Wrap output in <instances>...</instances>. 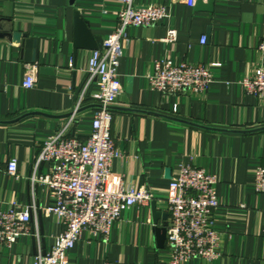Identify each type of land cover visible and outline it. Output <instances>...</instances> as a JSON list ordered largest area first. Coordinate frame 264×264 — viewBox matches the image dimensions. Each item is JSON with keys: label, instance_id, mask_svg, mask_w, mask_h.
I'll return each mask as SVG.
<instances>
[{"label": "crops", "instance_id": "obj_1", "mask_svg": "<svg viewBox=\"0 0 264 264\" xmlns=\"http://www.w3.org/2000/svg\"><path fill=\"white\" fill-rule=\"evenodd\" d=\"M135 2L172 4L171 16L128 29L119 66L123 91L113 106L112 132L121 151L113 172L158 198L184 165L217 176L215 229L222 234L221 256L185 264H264V193L255 189L256 170L264 165V102L241 84L261 61L264 0H214L213 11L173 0ZM122 7L118 0H0V211L13 202L19 213L34 206L31 233L12 247L0 245V264H33L64 229L54 216H46L51 192L33 178L50 172V163H37L43 142L65 124L75 103L82 99L71 133L83 139L99 107L94 98L99 88L89 83L86 71L91 52L74 55L73 13L78 10L92 33L105 39L117 28ZM170 27L178 31L175 42L164 41ZM203 36L206 44L200 42ZM27 39L37 40L36 64L25 60ZM164 58L175 64L219 63L212 68L207 95L151 89L147 77ZM27 65L36 67L33 88L23 85ZM42 66L53 73H41ZM12 158L18 160L17 177L7 174ZM157 209L166 213L165 203L157 200ZM163 223L155 224L152 202L133 206L122 212L107 241L85 230L67 264L166 261L170 250L166 242L158 246L155 232Z\"/></svg>", "mask_w": 264, "mask_h": 264}, {"label": "built area", "instance_id": "obj_2", "mask_svg": "<svg viewBox=\"0 0 264 264\" xmlns=\"http://www.w3.org/2000/svg\"><path fill=\"white\" fill-rule=\"evenodd\" d=\"M123 7L118 12L117 28L104 39L102 47L90 51L86 71L89 83L99 88L94 98L99 107L94 112L92 130L86 138L71 133L82 107V99L75 106L65 124L48 136L42 145L38 165L51 164L50 172L34 176V180L46 185L52 203L44 208L46 216H54L64 227L54 237L49 252H39L33 264H67V256L82 233L87 230L93 236L107 241L123 211L136 205L161 200L168 214L166 244L170 258L158 264H185L193 259L213 261L221 256L222 234L215 229V209L219 206L218 178L205 169L184 165L173 176L166 193L158 198L146 186L129 184L123 175L113 172V163L121 156L112 132L113 106L123 88L119 66L124 55V41L130 27L151 26L171 16L172 4H137L135 0H118ZM195 5L196 0H173ZM178 31L168 28L164 41L175 42ZM207 43L206 36L200 40ZM261 61L241 81L247 94L264 102V39L258 48ZM219 63L175 64L164 58L155 62L153 74L147 77L151 89L165 95L190 93L206 96L213 83L212 68ZM37 71L27 65L24 87L33 88ZM7 174L18 175V160L8 161ZM255 189L264 193V165L256 170ZM13 202L7 211H0V245L12 247L18 240L31 233V209ZM104 264H131L106 261ZM140 264V263H134Z\"/></svg>", "mask_w": 264, "mask_h": 264}, {"label": "water", "instance_id": "obj_3", "mask_svg": "<svg viewBox=\"0 0 264 264\" xmlns=\"http://www.w3.org/2000/svg\"><path fill=\"white\" fill-rule=\"evenodd\" d=\"M73 3V2H72ZM214 0H209L207 4H205L204 0H196L195 9L197 10H205V11H213ZM73 21H74V55L77 56V53L80 50L93 51L100 49L102 47L104 39L98 36H95L87 21L81 16L78 10H74L73 13ZM15 38H20V34H16ZM26 50H25V60L28 63L36 64L39 61V51H38V43L37 40L27 39L25 41ZM41 73L44 74H52L53 70L51 68L42 66ZM153 208V218L155 224H158L160 219L164 220L162 226H157L155 229L156 239L159 247H164L166 238H167V225H168V214L163 213L162 211L157 209V202H152Z\"/></svg>", "mask_w": 264, "mask_h": 264}]
</instances>
